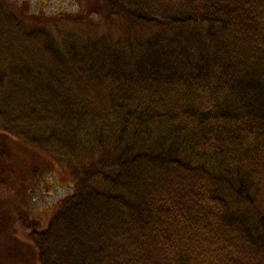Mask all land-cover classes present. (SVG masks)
<instances>
[{
  "label": "trees",
  "instance_id": "16d2710c",
  "mask_svg": "<svg viewBox=\"0 0 264 264\" xmlns=\"http://www.w3.org/2000/svg\"><path fill=\"white\" fill-rule=\"evenodd\" d=\"M0 3L8 157L72 183L2 264H264V0Z\"/></svg>",
  "mask_w": 264,
  "mask_h": 264
},
{
  "label": "rangeland",
  "instance_id": "374dc122",
  "mask_svg": "<svg viewBox=\"0 0 264 264\" xmlns=\"http://www.w3.org/2000/svg\"><path fill=\"white\" fill-rule=\"evenodd\" d=\"M74 1L77 2V0H27L28 8H29L28 11L33 13L34 15L46 14L49 17L57 13L67 12L68 14H72L78 11L81 5V2H80L79 7L77 9L78 5L76 6ZM6 2L8 3V7H6V9L14 12L15 9L9 5V2L10 3L18 2V4H21L22 0H6ZM87 8L90 10H93L95 7L94 5H88ZM1 67H2V64H0V77H1ZM22 95H19L18 98H13V99H10L7 96L3 98L4 104L8 103L12 106V108L10 109V115L12 113L18 112L24 100ZM24 97H25V94H24ZM0 106H2V99H0ZM1 119H2V116H1ZM18 120H21V118H15V117L10 116L8 121L11 122V121H18ZM6 149L8 150L10 148L6 147ZM7 161H8V165H10L12 160H7ZM44 163H45L44 160H31L30 157H28V160H22L20 162L19 160H17L16 164L12 166L13 169H16V167L18 166V175H17V178L13 181L14 182L13 187L14 186L19 187V185L24 186L25 189L29 187L30 191L28 192V197H29L31 208L36 209V210L37 209L48 210L47 208L51 207L52 213H50V216L48 217V220H50L53 217L55 211L57 210L58 203L62 199H64L66 196L70 195L72 191L71 182L69 183L70 185L68 187L66 185L59 186L55 183L59 179V178L55 179V176L57 175L58 177H61L62 174H65V172L63 171L62 174H57V172H60L59 168L56 165H53L54 167H53V170H51V173H48L49 172L48 170H43V172L40 175H38L39 173H36V175L33 176L34 178H31V176L28 173H23L22 175L25 176L26 179H28V181L25 182L24 180L22 181L17 180L20 178V174L22 172L23 167L30 168V167H34L37 165L39 169H43L46 167ZM37 175L42 178L38 180ZM22 179L24 178L22 177ZM67 181H70V179H68ZM14 188H12L11 186V178H10L9 181L7 182V185L5 186L3 185L2 191H0V193L2 194V200L17 202L19 200V194H17ZM21 217L24 218V215H21ZM10 261H13V259H10Z\"/></svg>",
  "mask_w": 264,
  "mask_h": 264
},
{
  "label": "flooded vegetation",
  "instance_id": "af4514ba",
  "mask_svg": "<svg viewBox=\"0 0 264 264\" xmlns=\"http://www.w3.org/2000/svg\"><path fill=\"white\" fill-rule=\"evenodd\" d=\"M6 139H7L6 136H2V130H0V191H2L3 185L4 186L7 185V182L9 181L10 178H11V182H13L18 175V172H16V170L18 171V169L16 168L15 170L12 167L14 163H10V165H8L7 160H13L12 159L13 157L12 156L8 157L10 151L6 149V145H5ZM30 168L33 171L38 172L39 174H41L44 169V168L37 169V166ZM41 178L42 177L38 176V180ZM5 202H7V200H2V194L0 193V264H2V260L4 259H20L22 256L27 255V252L24 251L29 248V245L26 244V242H24L22 239L18 237L15 238L13 236L14 234H18L19 232L21 234L23 231H21L20 229L36 232V231H41L44 228L43 220H40L39 219L40 217L32 209L31 210L23 209V207L20 205L21 202L19 203L16 201H9L16 203L10 205L9 208L7 209H2V204H5ZM7 211L8 212L12 211L13 215L17 217L20 224L22 225L19 226L20 229L19 227H14L13 224L8 225L9 221L6 220ZM21 215H24V218L21 217ZM10 226L13 227H11L10 229Z\"/></svg>",
  "mask_w": 264,
  "mask_h": 264
}]
</instances>
